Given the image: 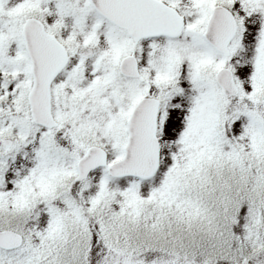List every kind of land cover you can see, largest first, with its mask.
Listing matches in <instances>:
<instances>
[{"label": "snow or ice", "instance_id": "6c2138e0", "mask_svg": "<svg viewBox=\"0 0 264 264\" xmlns=\"http://www.w3.org/2000/svg\"><path fill=\"white\" fill-rule=\"evenodd\" d=\"M0 264H264V0H0Z\"/></svg>", "mask_w": 264, "mask_h": 264}]
</instances>
